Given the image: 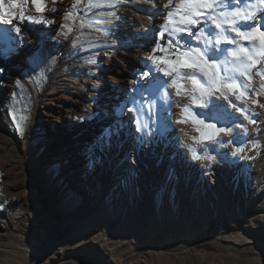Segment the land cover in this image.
<instances>
[{"label": "rangeland", "instance_id": "obj_1", "mask_svg": "<svg viewBox=\"0 0 264 264\" xmlns=\"http://www.w3.org/2000/svg\"><path fill=\"white\" fill-rule=\"evenodd\" d=\"M48 2L50 7H59L56 15L61 22L44 62L36 61L33 54L18 72L8 70L5 76L7 70L0 69V80L5 83L0 84V264H54L63 258L68 260L66 264H264L260 250L241 246L231 251L214 241L222 230L264 244V135L251 127H232L233 134L228 136L221 133L218 139L224 142H205L206 152L202 144L193 146L201 155L216 157L212 162L200 161L198 166L190 164L191 173H197L199 179L198 193L203 186L209 207L205 227L200 211H193V227L201 240L186 247L167 242L169 233L178 237L185 229L177 201L173 202V227L168 228L161 190L139 236L153 246L140 256L133 252L135 211L144 204V197L133 192L127 198L122 191L125 182L108 189L103 179L111 165L106 158L120 135L111 126L103 129L97 138L105 157H94L88 149L85 159L82 153L74 154L70 134L82 121H104L99 120L102 113L93 100L97 93L90 81L98 79V67L112 57L115 43L86 24L87 28L76 25L78 16L90 8L87 0L79 4L76 0H47L46 6ZM259 78L261 86L264 81ZM60 96L80 100L75 115L67 121V135L61 137L63 146L56 136L60 123L42 113V105L52 106ZM156 119H145L149 131L156 132L145 144L160 136ZM237 148L242 151L232 156ZM220 157L228 165L225 215L220 214L207 185V173Z\"/></svg>", "mask_w": 264, "mask_h": 264}, {"label": "bare ground", "instance_id": "obj_2", "mask_svg": "<svg viewBox=\"0 0 264 264\" xmlns=\"http://www.w3.org/2000/svg\"><path fill=\"white\" fill-rule=\"evenodd\" d=\"M252 4L257 5V7H264V5L259 4V0H246L245 3L238 6L232 8L222 7L218 11H240L241 13L256 11V8H249V5ZM154 5L159 7L160 0H113L112 4H107L103 8L90 7L88 10L83 11L78 16L76 24L78 26L86 24L96 32L104 34L115 43V46L113 47L112 57L102 61L101 66L98 67V79L90 81L92 90L97 93L93 100L102 113L99 120L107 122V126H103V122H98L97 119L82 121L79 125H76L70 133L73 152L77 155L82 153L81 157L85 158L87 155L85 150L89 149L90 155L105 157V148L97 138L99 133L111 126L113 133L120 135L114 143L115 146L110 156L106 158L111 165L109 164L106 168L103 179L108 184V189L113 187L115 183L125 182L127 187L122 191L127 198H131L133 192H137V195L144 197V204L138 206L135 211L136 221L132 227V235L136 241L133 252L139 256L153 246L151 241H141L139 236L142 226L148 220L153 209L155 195L159 191L163 190L165 193L163 211L167 218L168 228L173 227V202L177 201V207L181 211V220L185 229L184 234L178 237H174L169 233L168 243L186 247L189 243L201 240L202 237L198 235L193 227V211L194 209L200 211L202 227H205L208 225L205 213L209 209L203 196L204 187H200L201 194H199L198 184H196L199 180L197 173H191L193 169H191L190 164L198 166L200 161L191 160V152L187 147L188 145L194 146L196 141L192 140L191 137H199L200 133L195 129L202 126L193 123L195 118L191 116V113L183 117L187 120L186 123H176L178 119L182 118V110L185 106L190 107L191 112L200 113L201 119L207 115L206 110L192 104L189 96H176L174 87L167 89L166 91L171 98L170 107L166 103L157 100L155 105L146 109L143 115L138 117L142 123L146 124L147 122L148 125L149 121L145 119L152 116L157 118V132L160 133V136L148 144H145V141L143 144L138 141V133L135 131L136 126L132 122L135 113L127 111V108L132 107L127 101L132 95H137L132 92V89L137 86V83H145L140 73L150 71L153 67L151 61L146 59L145 54L150 53L151 48L154 46L156 33L154 31H147L146 35L145 33L148 28L159 29L163 22V17L155 14ZM53 6L50 7L48 2V11L43 14L44 20L42 22L19 21L16 19L13 20L12 25L0 24V69L7 70L5 76L9 75L8 70L18 72L22 66H26L29 57L33 54L37 56L36 61L39 63L44 62L47 52L52 48L53 37L58 34L61 22L57 18L59 16L56 15L59 7ZM52 9H56V11H52ZM24 10L27 15H40L35 12L30 3L24 6ZM111 13H115V15H110ZM257 15L259 19V13ZM14 26L21 28L20 34L11 31ZM8 37L13 38L14 42L11 45ZM166 39L167 36L160 43L163 45ZM185 39H188V37L185 36ZM189 43L203 50L204 46L201 42L189 40ZM243 44L245 47H249V42L245 41ZM223 47L231 49L234 46L223 45ZM156 54L162 55L160 52ZM228 59L231 60L232 58L229 56ZM217 63L221 64V74L224 75L225 65L221 60H217ZM228 66L230 67V65ZM263 68L264 61H261L257 67L252 68L250 73L252 79L250 81L246 77L241 78L244 83L250 85L247 88V94L242 96L241 100H237L236 95L228 92L227 89H225L228 95L227 100L219 97V93H217L219 99L216 102L224 104L227 112L232 114L227 123L222 121L221 124H218V127L239 126L244 130L251 127L252 130H258L262 133V136L264 135V120L260 119H264V107H262L264 105V88L260 86V78L257 75V70ZM188 71L187 69L184 70L185 73ZM159 75L162 76V73ZM107 78L108 83L110 80L109 86L107 85ZM164 79L170 81L171 78L164 77ZM178 82L183 85L181 92H184L185 89H191V83L187 79ZM3 83L0 80V84ZM163 91L165 90L162 89L161 93ZM144 95L147 97L149 94L145 93ZM68 98L64 100L63 96H60L58 103L52 106L42 105L44 116L60 123L56 136L60 140L59 144L61 146L64 144L61 137L67 135L65 130L68 126L67 121L75 115V105L80 102L78 98ZM253 101H257V103H253ZM119 113H122V115H119ZM93 142L97 144L94 147L91 146ZM227 167L225 159L220 157L210 169V173H207L208 192L212 195L213 201L217 202L221 215L226 214V190L229 186V178L225 172ZM23 205L24 203H22ZM218 240L222 244L218 243ZM214 241L220 247H226L231 251L238 250L241 246H248L264 253V244L256 243L241 234H227L221 230ZM67 262L68 260L63 258L54 264H66Z\"/></svg>", "mask_w": 264, "mask_h": 264}, {"label": "snow or ice", "instance_id": "obj_3", "mask_svg": "<svg viewBox=\"0 0 264 264\" xmlns=\"http://www.w3.org/2000/svg\"><path fill=\"white\" fill-rule=\"evenodd\" d=\"M46 2L47 0H0V24L12 25L13 20L16 19L42 22L43 14L48 11ZM245 2L246 0H160L159 7L154 5L155 14L162 16L163 22L159 29L148 28L145 33V35L147 31L156 33L154 46L150 53L145 54L153 67L150 71L140 73L145 81L144 84L132 82L137 83V86L132 89V92L137 95H132L127 101L132 105L127 108V111L135 113L132 122L136 126L137 139L141 144L146 138L155 136L156 132H150L149 125L142 123L138 117L143 115L146 109L155 105L157 100L170 107L171 98L166 90L173 87L176 89V96H189L192 104L207 112V115L201 119L200 113L191 112L190 107L185 106L182 110V118L176 121V123H186L187 120L183 117L191 113V116L195 118L193 123L202 126L195 129L200 133L199 137L193 136L191 139L202 144L205 152L208 149V143L205 142L220 145L224 142L222 138L218 139L221 133L224 136L233 134L231 126L218 127L222 121L227 123L232 114L227 112L224 104L217 103L216 100L219 97L228 99L225 89L236 95L237 100H241L242 96L247 94V88L250 85L244 83L241 78L246 77L250 81L252 68L264 61V7L252 4L249 8L257 10L246 13L218 11V9L232 8ZM29 3L35 12L40 14L39 16L26 14L24 6ZM79 3L80 0H76V4ZM87 3L89 7H100L112 4L113 0H87ZM259 4L264 5V0H259ZM68 15L71 16L70 13ZM110 15L114 16L115 13ZM11 31L20 34L21 28L14 26ZM166 36L167 39L162 45L160 41L165 40ZM185 36L188 39H185ZM8 40L10 45L14 42L12 37H8ZM189 40L201 42L204 46L203 50L192 46ZM245 41L249 42V47L244 46ZM223 45L234 47L229 49ZM157 52L162 55H157ZM229 56L231 60L228 59ZM217 60H221L225 65L224 75L221 74V64L217 63ZM185 69L189 71L185 73ZM161 73L162 76L159 75ZM257 75L264 81V69H258ZM164 77L171 79L170 81L165 80ZM184 79L190 81L191 89L181 92L183 85L178 81ZM17 83L19 84V81ZM261 87L264 88V83ZM162 89L165 90L163 93H161ZM145 93L149 95L145 97ZM121 110L123 111V108ZM12 119L16 121L17 118L12 116ZM20 119L23 120L25 117H20ZM17 128L20 129L19 123H17ZM187 147L193 160L212 162L216 159L213 155H201L192 145ZM240 151L242 149L237 148L231 155L237 156Z\"/></svg>", "mask_w": 264, "mask_h": 264}]
</instances>
